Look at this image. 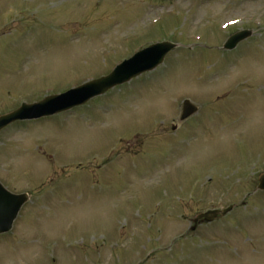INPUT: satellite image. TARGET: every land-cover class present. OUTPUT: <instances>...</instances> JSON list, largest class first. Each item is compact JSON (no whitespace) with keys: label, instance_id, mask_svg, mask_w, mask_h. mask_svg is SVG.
I'll list each match as a JSON object with an SVG mask.
<instances>
[{"label":"rangeland","instance_id":"1","mask_svg":"<svg viewBox=\"0 0 264 264\" xmlns=\"http://www.w3.org/2000/svg\"><path fill=\"white\" fill-rule=\"evenodd\" d=\"M36 9L51 22L22 29ZM240 30L251 37L224 52ZM159 41L178 49L155 71L0 132V183L41 188L0 264H264V0H0V114ZM185 99L198 112L179 122Z\"/></svg>","mask_w":264,"mask_h":264},{"label":"water","instance_id":"2","mask_svg":"<svg viewBox=\"0 0 264 264\" xmlns=\"http://www.w3.org/2000/svg\"><path fill=\"white\" fill-rule=\"evenodd\" d=\"M250 32L244 31L233 35L224 45V49L232 50L240 41L248 38ZM173 48V45L164 43L160 45L151 46L128 61H125L119 65L109 76L90 84H87L77 90L71 91L67 94L56 98H48L40 104L33 106H23L20 110L12 113L11 115L0 118V130L16 120L23 119H35L44 115H51L57 112L69 110L75 106L86 103L93 97L102 95L106 91L112 89L117 85L128 82L132 78L150 71L158 66L164 56ZM196 111V108L190 105L188 102L184 103L183 114L181 120L186 119ZM259 190H264V175L259 180ZM21 203H18L10 198L5 191L0 187V215L8 213L9 216H0V222L5 226L10 227L12 220L14 219ZM216 213H210L203 215L205 220L210 221L211 216ZM201 218V217H199ZM196 222V221H195ZM195 229V226L192 230Z\"/></svg>","mask_w":264,"mask_h":264}]
</instances>
